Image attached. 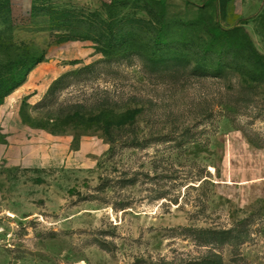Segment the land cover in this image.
<instances>
[{
	"label": "rangeland",
	"instance_id": "obj_1",
	"mask_svg": "<svg viewBox=\"0 0 264 264\" xmlns=\"http://www.w3.org/2000/svg\"><path fill=\"white\" fill-rule=\"evenodd\" d=\"M251 2L39 0L23 16L0 0V264H264ZM210 20L227 51L174 59ZM42 63L58 79L35 103L17 90Z\"/></svg>",
	"mask_w": 264,
	"mask_h": 264
},
{
	"label": "crops",
	"instance_id": "obj_2",
	"mask_svg": "<svg viewBox=\"0 0 264 264\" xmlns=\"http://www.w3.org/2000/svg\"><path fill=\"white\" fill-rule=\"evenodd\" d=\"M39 0H9L11 7L15 10L20 12L23 16L29 15L33 7L37 5ZM192 3H198L199 5H203L207 2V0H188ZM226 6H234V8H238L240 5L243 4L242 10L243 15H249L247 11H251L255 7V3H252L251 0H225ZM226 7V8H227ZM59 73V70L55 67H47L45 63L37 66L33 69L30 74L28 75L25 83L23 86L17 90V94H21L22 91L25 89H35L31 93L32 97L31 100L38 103L46 98L52 84L58 78H54L56 74ZM20 96V95H18Z\"/></svg>",
	"mask_w": 264,
	"mask_h": 264
},
{
	"label": "trees",
	"instance_id": "obj_3",
	"mask_svg": "<svg viewBox=\"0 0 264 264\" xmlns=\"http://www.w3.org/2000/svg\"><path fill=\"white\" fill-rule=\"evenodd\" d=\"M155 19H156V21L153 22V24L150 23L149 27H152L154 25V23L156 25L158 23V20L159 21L161 20V19H158L157 16H155ZM159 24H161L162 28H161V30H158V32L155 34V38L152 39V42H154L156 45L160 42H163V43L166 42V39H164V37H163V35H164L163 33L166 32L164 30H169L171 28L170 25L168 27H164L165 26L164 23L159 22ZM193 25L196 26V22ZM228 34L229 33L227 31L223 30L220 26L215 25L213 23V21L210 20L209 22H207V29H206V35L208 36L209 41L202 42L203 40H202V38H200V41L196 42L195 40L194 41L189 40V39H186V37H185L183 39V43H182L183 47L181 48V50H182V52H186L187 54H181L180 56H177L174 59L191 60V61H195L196 63H198L199 65H201L203 67H206L208 58L213 57V55H215V53L217 55L220 54V53H217L218 52L217 51L218 45L220 47V50H222V52L224 50L227 51V44L224 42V45H223L221 38L223 37V38L227 39L230 36ZM220 41H221V43H219ZM200 42H202V44ZM215 66L216 65H214L213 67H215ZM258 67H259V64H256L254 70L258 71ZM31 71H29L27 73V75H26L27 77ZM207 264H222V263L219 260L215 259V260H213Z\"/></svg>",
	"mask_w": 264,
	"mask_h": 264
}]
</instances>
